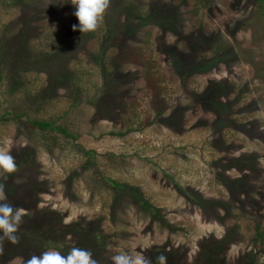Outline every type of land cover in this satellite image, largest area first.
<instances>
[{
	"label": "rangeland",
	"instance_id": "obj_1",
	"mask_svg": "<svg viewBox=\"0 0 264 264\" xmlns=\"http://www.w3.org/2000/svg\"><path fill=\"white\" fill-rule=\"evenodd\" d=\"M119 1L109 0L86 41L57 55L79 22L71 0H0V115L20 109L67 132L0 122V151L17 165L10 174L0 170L4 202L26 211L17 241L0 240V264H28L49 249L67 255L74 247L90 251L97 264H112L121 252L155 264L161 249L174 264H264V242L253 241L256 225L264 228V10L257 0H132L147 14L129 39L142 48L143 63L123 65L118 83L108 74L122 40L103 39ZM217 38L236 53L233 61L208 58ZM23 41L45 61L12 60ZM150 62L147 70L163 88L156 101L143 76ZM62 68L70 77L57 80ZM240 90L243 99L232 106L239 128L221 133L217 121L227 116L204 101L223 104ZM251 128L258 136L245 135ZM84 151H92L86 169ZM250 155L253 171L232 159ZM244 174L246 184L232 194L219 179ZM110 181L138 191L175 228L161 227L127 196L116 202ZM196 193L227 202L237 219L204 209L191 199ZM231 227L233 241L220 244Z\"/></svg>",
	"mask_w": 264,
	"mask_h": 264
},
{
	"label": "trees",
	"instance_id": "obj_2",
	"mask_svg": "<svg viewBox=\"0 0 264 264\" xmlns=\"http://www.w3.org/2000/svg\"><path fill=\"white\" fill-rule=\"evenodd\" d=\"M185 0H181V2H183ZM259 4L258 7L260 9L264 10V5L263 2L264 0H257ZM113 16L112 17H120V15H122V24L119 23V21L115 22V18L112 17H107L106 16V20H105V25H106V31H105V35H104V41L107 42L109 38L114 37L115 35H120V38L122 41H120L117 45L118 48V52L114 58V70L112 74H108V76L110 77L109 80H114L118 83H120V77L117 78L115 77V73L120 72L121 67H123V65L128 64V63H133L136 65H140L141 63H143L142 58H143V52H142V48L136 47L133 44H130V38L134 39V37L137 34V30L142 26V24H145L146 22V17L147 14H145L143 11L139 10V8L134 4V2L132 0H121L119 1V3H116L113 6ZM109 9H107L108 11ZM111 10V9H110ZM118 15V16H117ZM117 20H119L117 18ZM130 23H135L133 26H127ZM79 22L76 23V25H78ZM124 34V36H123ZM126 34V35H125ZM73 37H72V41L66 43L65 45H61L60 47H58L57 51L55 52V54L59 55V54H64L67 53L70 49H71V43L74 44H81L84 41H86L89 36L91 35V31L89 32H80L79 28L77 27L76 29H74V33H73ZM123 36V37H122ZM221 38H217L215 39L212 44H208V48L209 50L212 52V54L208 55V58L214 62H222L224 64H227L229 60L233 61L235 58L236 53H233V49L230 48H225V45L222 43ZM220 54V55H218ZM212 55V57H211ZM190 59H194V61L196 60V56H200V50H197L196 52L194 51L193 53L190 54ZM204 56V55H203ZM99 57V56H98ZM29 58V60H31V62L33 61H42L47 58L46 55L45 56H40V57H36L33 54H29L28 51L25 50L24 47V41H23V46H21V48H19V50L16 52V55L14 57H11V59H27ZM207 58V57H206ZM207 58V59H208ZM230 58V59H229ZM28 60V61H29ZM151 62L148 65V68H146L145 70V74H143L144 76V80L146 82V85L148 86V88H150L151 90V95L153 97V100L156 101L160 98L162 92H163V88H161L160 86V81L158 80V78H156L154 75L149 74V71L147 69H149L151 67ZM105 72H107V70L105 69V67L102 68V73L105 74ZM134 73L130 72L131 75H135L137 74L135 71H133ZM119 75V74H118ZM70 77L69 75V71H67L65 68L61 69V73L59 75L56 76L57 80L58 79H66ZM55 78V77H54ZM0 79H1V73H0ZM243 94L244 91L240 90L238 91V93L236 94V97H234L233 99L229 100L228 102H224L223 104H221L219 102V98H215V100L211 97H206L207 99H205V104L208 107H215L216 109H220L221 112H223L225 114L226 119L225 118H220L218 119L219 121H217L218 125H222L220 129V132L222 133V131H224L225 129L228 130L230 129H235V128H239V121H237V117L235 116V113H237V111H233L232 110V106L234 103H237L238 100L243 99ZM195 97H198L197 94H194ZM160 103L156 102L155 103V107L157 112L155 113L156 116L160 115L162 113V109L159 105ZM18 111V110H17ZM12 122L17 124L18 126H20L22 124V127H28L30 130H36V129H40L42 132H49V131H59L61 133H67L66 130L60 126H56L53 124V122L50 121H41V120H37V119H31L28 118V114L25 113V111H20L19 112H5L2 115H0V122ZM241 125V124H240ZM242 129V128H241ZM245 135H250L252 136H258V132L257 130L254 129H246L244 130ZM260 134L262 132V130L259 131ZM44 135V134H43ZM45 136V135H44ZM48 137V136H47ZM46 137V139H47ZM45 139V137H43ZM49 140L50 143L55 144V140ZM92 151H84L83 153L86 155L87 159L85 160L84 164H82L81 168L82 169H86L90 164H92V162H90V154ZM25 153V152H23ZM89 155V156H88ZM255 155H250L248 156V160L244 159V158H240V156L238 157H234L232 158L233 160H235L236 163H241L243 161V163H247L244 164L246 166H243V168H241V170L244 172L245 167H247L248 170L253 171L255 169V166L253 164L248 163L247 161H250V159H254ZM255 160V159H254ZM245 161V162H244ZM244 169V170H243ZM248 175H242L238 178H229L228 180L224 179V178H219L221 181V183L226 187L227 192H234L235 188H239L242 187L243 185L246 184V182H244V180L248 179L247 177ZM218 177V175H217ZM111 182V187H112V193H113V199L118 202L117 200H119L121 197H129L130 200L138 205V208L141 209L142 211H144L145 213H147L148 217L150 219H152V221L156 222L157 224H159L161 227L172 230L175 227L171 226L166 220L164 215L161 213V210L159 208H157L155 205H153L149 200H147L146 198H144V196L142 194H140L138 191H135L134 193L132 192H128L125 189H123V186L115 181H110ZM231 182V183H230ZM232 184V185H231ZM242 185V186H241ZM237 186V187H236ZM179 188V187H178ZM197 195L192 196L191 199H193L195 201V203L197 202L201 207H203L204 209H211L214 210V208H219L221 210H223L225 215H228V217H231L232 219H237L235 216V212H232V208L228 205L227 202L223 201V200H211L208 199L206 197H204L203 195L196 193ZM215 211V210H214ZM218 214L219 212L216 211ZM232 212V213H231ZM214 214H216L214 212ZM219 220H221V216L218 217L216 216ZM235 227H231L228 229V234L224 235V238L221 239L219 241L220 244H223L224 242H230L233 241L231 239V234L234 231ZM95 237L96 240L98 242V244L100 246H104L105 245V236L102 235L101 232L99 231H95ZM254 242H260L263 243L264 242V228L261 227L260 225H256L255 228V234H254ZM218 245V244H217ZM227 245V244H225ZM170 253L168 250L166 251L165 249H161L158 251V253L156 254V260H155V264H159L158 261V257L162 254L166 257V263L165 264H174L173 259L175 257H171L168 254ZM169 256V257H168ZM205 264H210V263H205Z\"/></svg>",
	"mask_w": 264,
	"mask_h": 264
},
{
	"label": "clouds",
	"instance_id": "obj_3",
	"mask_svg": "<svg viewBox=\"0 0 264 264\" xmlns=\"http://www.w3.org/2000/svg\"><path fill=\"white\" fill-rule=\"evenodd\" d=\"M76 10L74 15L79 24L73 25V29L79 28L80 32L94 31L102 20L103 14L108 7L109 0H71ZM17 168L14 157L9 151H0V170L4 173H13ZM3 184H0V240L8 239L15 243L18 239L17 232L23 222L26 211L23 208L14 207L4 202L6 196L3 192ZM112 264H150L143 255H132L121 252L114 255ZM159 264H165L166 257H158ZM28 264H97L92 253L82 248H72L67 255L53 248L42 252L39 256H32Z\"/></svg>",
	"mask_w": 264,
	"mask_h": 264
}]
</instances>
